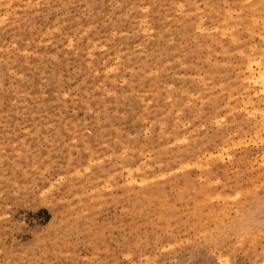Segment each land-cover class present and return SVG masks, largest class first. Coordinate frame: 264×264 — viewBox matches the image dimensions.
Returning a JSON list of instances; mask_svg holds the SVG:
<instances>
[{
  "label": "rangeland",
  "instance_id": "374dc122",
  "mask_svg": "<svg viewBox=\"0 0 264 264\" xmlns=\"http://www.w3.org/2000/svg\"><path fill=\"white\" fill-rule=\"evenodd\" d=\"M261 200L264 0H0V264H263Z\"/></svg>",
  "mask_w": 264,
  "mask_h": 264
},
{
  "label": "clouds",
  "instance_id": "9594fccd",
  "mask_svg": "<svg viewBox=\"0 0 264 264\" xmlns=\"http://www.w3.org/2000/svg\"><path fill=\"white\" fill-rule=\"evenodd\" d=\"M256 212L259 213V221L257 220V216L255 213H252L244 218H242V223L247 225L248 227H254L257 222L264 227V200H261L256 208Z\"/></svg>",
  "mask_w": 264,
  "mask_h": 264
},
{
  "label": "bare ground",
  "instance_id": "6f19581e",
  "mask_svg": "<svg viewBox=\"0 0 264 264\" xmlns=\"http://www.w3.org/2000/svg\"><path fill=\"white\" fill-rule=\"evenodd\" d=\"M262 261V260H261ZM263 262V264H264V261H262Z\"/></svg>",
  "mask_w": 264,
  "mask_h": 264
}]
</instances>
